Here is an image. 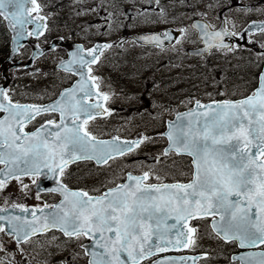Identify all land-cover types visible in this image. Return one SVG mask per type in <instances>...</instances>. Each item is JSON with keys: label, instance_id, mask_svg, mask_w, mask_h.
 Instances as JSON below:
<instances>
[{"label": "snow or ice", "instance_id": "6c2138e0", "mask_svg": "<svg viewBox=\"0 0 264 264\" xmlns=\"http://www.w3.org/2000/svg\"><path fill=\"white\" fill-rule=\"evenodd\" d=\"M41 11L38 0H0V16L12 27L19 26L23 32L25 25H34V32L28 35L43 34L46 24ZM32 12L37 15L29 18ZM194 27L201 28L208 37L205 42L209 47L230 49L223 44V38L237 35L226 29L208 32V25ZM254 28L255 25L247 31ZM259 30L264 31V25ZM217 38L219 45L212 43ZM172 39L171 32L140 37L158 47L164 40ZM111 47L77 46L69 52L70 59L62 62V67L80 79L50 105L20 104L9 96L8 89L0 88V164L5 165L0 172V189L7 179L43 175L58 185L51 191H58L63 197L58 205L45 204L31 210V219L0 216V221L7 220L16 242L26 243L34 235L57 230L70 240L87 237L94 242L91 251L81 245L92 257L88 264H141L156 252L167 251L168 245L182 248L194 244L189 234L194 235L197 229L189 227L185 231L190 220L219 217L211 224L218 238L241 249L264 245V73L258 77V87L243 99L212 104L192 101L194 107L169 124V147L162 155L191 157L192 177L188 183H149L150 172H129L125 183L113 182V187L93 196L88 191H73L62 182L69 164L94 161L108 165L147 139L103 141L87 128L90 120L110 114L105 107L110 96L100 90L96 83L100 78L92 75L91 65L99 61L103 49ZM45 114L58 115L59 120L48 119L34 132L24 131L28 123ZM49 207L55 211L45 212ZM169 220L175 222L169 225ZM4 231L0 226V232ZM153 237L158 244H153ZM233 260L264 264V251L244 253ZM156 264L169 262L159 260Z\"/></svg>", "mask_w": 264, "mask_h": 264}, {"label": "rangeland", "instance_id": "374dc122", "mask_svg": "<svg viewBox=\"0 0 264 264\" xmlns=\"http://www.w3.org/2000/svg\"><path fill=\"white\" fill-rule=\"evenodd\" d=\"M47 10L53 8V0H43ZM59 7L51 17H66L69 30L78 38H117L127 33L163 29L174 25L184 31L180 42L168 49L141 47L133 41L110 48L104 55L99 71L104 90L109 93L111 115L102 132L124 138L142 136L146 142L135 154L115 160L103 169H95L89 163L80 164L68 173L71 178L86 177L85 184L91 191L118 182L127 170H148L154 179L189 177V161L186 157L162 155L166 144L161 132L165 120L175 113L192 107V101L234 98L246 93L257 79L260 64L258 58L244 59L248 54L238 43L243 28L252 21L264 20V0H159L156 10L129 16L128 8H146L145 0H58ZM194 18H203L213 27L221 21L230 31L237 33L239 41L231 49H215L205 57L187 54L190 48L199 46L197 31L191 27ZM241 39V40H240ZM249 42L264 47V32L248 35ZM55 55V54H54ZM54 55L42 59L37 66L48 64ZM53 76V75H52ZM43 93H49V75L40 77ZM130 110V114L127 113ZM156 156V161L146 158ZM21 179V201L26 205L52 203L51 196L34 194L29 182ZM114 182V183H113ZM23 185H27L24 188ZM60 237L33 242L37 252L21 251V264H53L68 261L69 264H86L78 245L60 242ZM53 244V245H50ZM213 264H228L226 248L218 243L209 244ZM6 256V255H4ZM220 256V259H218ZM31 260V261H30ZM30 261V262H29Z\"/></svg>", "mask_w": 264, "mask_h": 264}, {"label": "flooded vegetation", "instance_id": "af4514ba", "mask_svg": "<svg viewBox=\"0 0 264 264\" xmlns=\"http://www.w3.org/2000/svg\"><path fill=\"white\" fill-rule=\"evenodd\" d=\"M82 0L76 2V4L80 3ZM159 1V0H158ZM41 6L43 5V0H39ZM43 7V6H42ZM54 8V7H53ZM54 9L47 10L45 9V14H47V31L45 36H43L39 43L41 45H47L49 42L56 38L63 39L62 42L66 44H73L75 42H80L84 45L85 49L90 48L93 44L96 42H105L108 41L110 43L115 42L116 38L106 39L105 37H99V38H91L89 35L84 36L83 38H78L79 36L67 32L69 30V22L66 21V17H51V13ZM120 37V36H119ZM55 55L53 58V63L56 65L59 60L62 58H65L67 56V51L65 46L59 45L56 49H54L52 52ZM46 55L42 58L45 59ZM103 57V56H102ZM42 59L40 61H42ZM3 61H0V88H4L3 85L6 82L7 79H9L8 84L6 85L5 89H8L9 96L12 97L14 101H18L20 104L27 102V103H33V104H40L45 103L48 101H42L39 99L38 95H40V92H29L28 94L32 97L25 98L22 97V95H25L26 92H21V82H23L26 78H28L30 74V69H21V68H15L11 66V64L17 63L18 60H14L12 63H8V74L6 77H4V66L5 63ZM44 66V63L41 65ZM40 66V67H41ZM99 66H95L93 68V76L99 77L96 82L101 84L102 77L99 76ZM59 72L64 73L63 71L59 70ZM27 75V76H26ZM77 79L76 75L68 74V75H54L50 78V88L51 91L49 92V100H55L62 89L65 87L71 85L75 80ZM102 87V86H101ZM103 88V87H102ZM3 114H0L2 116ZM48 119H56L59 120V116L55 114H45L38 116L35 120L31 121L26 125L24 128V131H35L37 128L40 127L42 123H44ZM103 119L97 118L91 122H88L87 128L88 130L95 135L96 137L104 136L101 133L104 131V125L101 123ZM5 170V165L0 164V172H3ZM69 171L65 172L63 174V177H61V180L64 184H66L68 187H77L81 189H85L89 191L88 184H85V180H87L86 177L81 178H71ZM71 174V173H70ZM31 179L30 184L31 188L34 189L35 184L39 181L40 177H32V176H26L21 177L19 179H7L4 187L0 189V209H7V211H0V216L5 217H15L17 215L21 216V207H36V206H44L45 204L49 205L51 203H45L41 205L36 206H25L26 204L22 203L21 201V179ZM92 192V191H90ZM101 192V190L93 191V194H98ZM35 195H39V197H53L55 201L58 199V194L55 193H34ZM52 202V203H53ZM199 224V226H198ZM193 225L196 227V236H197V246L195 249V252H207V256H205L202 260H200L199 264H213L212 259L214 258L210 253L213 251H210L209 244H213L214 242H218L223 248H226L227 250L225 253L227 254H234L241 251V249L238 248L237 244L235 243H222L210 230L209 226V220H199L193 222ZM0 226L10 227V225L7 223V220L0 221ZM52 236H59L60 242L66 243L71 242L75 245H78V248L76 249V253L79 251L81 252V245L86 243L88 240L86 237H80L79 239H72L61 235L58 232H49L42 236H38L35 238H32L28 240L26 243L18 244L16 242L15 235H13L10 232H7L6 228L4 232H0V245H2V249L0 250V264H21V249L24 251H33V253L37 252V247L32 246L33 242H40L42 239L51 238ZM211 237H214L215 240H212ZM53 245V244H50ZM255 250H261L264 251V245L258 247ZM6 255V256H4ZM86 259V258H85ZM219 259V257H218ZM151 261V260H150ZM149 261V262H150ZM62 264V263H61ZM230 264H239L237 262H230Z\"/></svg>", "mask_w": 264, "mask_h": 264}, {"label": "water", "instance_id": "95a60500", "mask_svg": "<svg viewBox=\"0 0 264 264\" xmlns=\"http://www.w3.org/2000/svg\"><path fill=\"white\" fill-rule=\"evenodd\" d=\"M146 1H147L148 3H150L151 6H153L156 0H146ZM27 7H32V6H31V5H28ZM139 12H140V10H138V9H136V8H133V9H131L128 13H129V14H137V13H139ZM33 13H34V12L30 13L29 18L34 17V16H33ZM2 17H3V16H2ZM3 18H4V17H3ZM4 19H5V18H4ZM5 21L7 22L8 28L10 29V31H11V33H12V38H11V53H10V56H9V58H8V61H9V60H12V59L16 56V54H18V53L20 52V50H21L22 47H24L27 43H29V38H30V36H33V37H38V36H36V35H28V34H27V33L29 32L28 27H29L31 24H29V25H25L24 31L21 32L19 26H17V27L14 28V27H12V26L10 25V23H9V21H8L7 19H5ZM38 23H39V22H38ZM43 23L45 24V20L43 21ZM197 24H199V25H208V26H209V24H207V23H206L205 21H203V20H195V21L192 23V26L194 27V25H197ZM253 25H255V28H254L253 30H255V31H259V26L264 25V22H261V23H252V24H250V25L247 26L246 30L250 29V27H252ZM32 26H33V27H32V30H31L30 32H34V25H32ZM194 28H196V29L198 30V37L202 40V43L204 44V46H202V47H200V48H198V49H191L189 52H190L191 54H195V55H202V54H207V53H209V51H210L213 47H209V44L205 42V40L208 39V37H206V36L202 33L201 28H197V27H194ZM221 29H225L223 23L220 25L219 28H217V29H215V30H212L211 27L209 26V28H208V32H215V31H219V30H221ZM43 32H44V30H43ZM166 32H171V35H172L173 39H172L171 41L164 40V42H163V44L161 45V47H163V46H167V45H173V44L175 43L176 39L178 38V36H179L180 33H181L180 31H175L174 29L166 30ZM228 32H229V31H228ZM160 33H161V32H154V33H139V34H133V35H131V36H124V37H122V38L117 42V44L121 45V44H123L125 41H127V40H129V39H134L137 43H139V44H141V45H151V44H153V43L148 42V41H142V40H140V37L147 36V35H152V34H160ZM227 39H229V40H227ZM234 40H236L235 36H225V37L223 38V44H225V45H229V46L231 47V46L233 45V41H234ZM212 43H213V44H217V45H219V44H220V41H219V39L217 38L216 40L212 41ZM29 44H30L31 47H32V54H31V56L28 58V60H26L25 62H22V64H23L24 67H30V66H32L33 63H34V61H35L37 58H39V57L42 56L46 51L52 49V48L55 46V42H53L52 45H50V46H48V47H45V48H41V47H40L38 44H36V43H29ZM98 45H105V44H104V43H100V44H97L96 46H98ZM219 47H221V48H225V47H223V46H219ZM75 48H76V47H72V49L70 50V52H71V51H74ZM103 50H104V49H103ZM69 59H70V58H69ZM69 59H67V60H69ZM67 60H65L64 62H66ZM60 66L62 67V63L60 64ZM262 73H264V68H263ZM75 84H76V83H75ZM75 84H74V85H75ZM239 100H240V99H239ZM221 101H223V100H221ZM234 101H236V100H234ZM212 103H213V102H209V103H206V104H212ZM50 104H52V103H49V104H47V105H50ZM187 112H188V111H185V112L179 113V114H177V115L175 116V118H174L173 120H170V121L167 122L168 128H167V130L164 132V135H165L166 137H167L166 134H167L168 131H169V124L172 123V122H177V117H178L180 114L187 113ZM107 115H108V114H107ZM107 115H104V116H107ZM136 140H140V138H139V139H134V140H124V139H122V140H121V139H119V140H114V138H113V139H105V140H103V141H113L114 143H123L124 141H136ZM168 147H169V144H168L167 148H168ZM134 149H135V148H134ZM125 154H126V153H125ZM117 157H119V156H117ZM125 182H126V181H125ZM125 182H124V183H125ZM169 184H171V183H169ZM62 200H63V197H62ZM62 200H61L58 204H60V203L62 202ZM58 204H57V205H58ZM52 211H55V209H54V208L51 209V210H49V209H45V212H52ZM174 222H175V221H173V220H169V221H168V224L171 225V224L174 223ZM161 230L165 231L163 224L161 225ZM90 244L92 245V247H91V245H88V246H87V248L89 249V251H91V250L93 249V244H94V242H91ZM153 244H158V243H157V242H153ZM167 247H168V249H172V247H171L170 245H168ZM182 248H185V247H182ZM96 251H100V250H99V249H96ZM156 253H157V252H156ZM90 259H92L91 256H90ZM168 260H169V264H173V262H174V264H178L176 261H173V260H171L170 258H168ZM154 264H156V263H154ZM191 264H195V261H194V260L191 261Z\"/></svg>", "mask_w": 264, "mask_h": 264}, {"label": "trees", "instance_id": "16d2710c", "mask_svg": "<svg viewBox=\"0 0 264 264\" xmlns=\"http://www.w3.org/2000/svg\"><path fill=\"white\" fill-rule=\"evenodd\" d=\"M10 50V34L0 17V61L9 54Z\"/></svg>", "mask_w": 264, "mask_h": 264}]
</instances>
